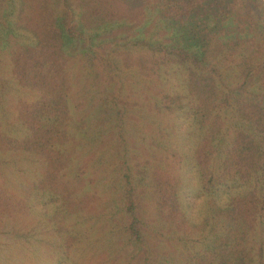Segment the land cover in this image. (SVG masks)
<instances>
[{
  "label": "trees",
  "instance_id": "obj_1",
  "mask_svg": "<svg viewBox=\"0 0 264 264\" xmlns=\"http://www.w3.org/2000/svg\"><path fill=\"white\" fill-rule=\"evenodd\" d=\"M31 214L40 264L78 227L140 264H264V0H0V223Z\"/></svg>",
  "mask_w": 264,
  "mask_h": 264
},
{
  "label": "rangeland",
  "instance_id": "obj_2",
  "mask_svg": "<svg viewBox=\"0 0 264 264\" xmlns=\"http://www.w3.org/2000/svg\"><path fill=\"white\" fill-rule=\"evenodd\" d=\"M128 10V11H127ZM131 18H136L139 12L127 9ZM16 14V9L14 10ZM14 18V14L12 15ZM23 32V31H22ZM72 99L82 105L83 99L81 95L74 93ZM43 169L40 163L31 159L30 171L31 175L36 169ZM13 174L11 185L15 188L18 186L16 176ZM15 177V178H14ZM90 213L100 212L96 206H91ZM88 212V214H89ZM11 222L15 227H22L31 230V235L21 242L15 240L13 235L6 231ZM42 225V224H41ZM43 226V225H42ZM79 238L76 239V247L72 251V256L64 260V264H70L76 259L82 264H140L136 255H131V246L127 243L124 236L117 229H109V227H78ZM46 228H41L37 221V217L31 214L29 217L14 215L7 222L0 223V264H40L48 259L55 251V243L53 242ZM57 251V250H56ZM55 251V252H56Z\"/></svg>",
  "mask_w": 264,
  "mask_h": 264
}]
</instances>
